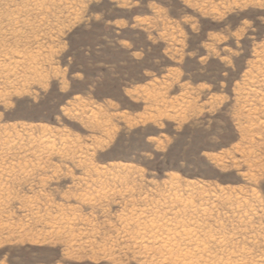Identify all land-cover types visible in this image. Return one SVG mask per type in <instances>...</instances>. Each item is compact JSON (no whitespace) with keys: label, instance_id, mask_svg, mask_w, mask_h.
<instances>
[{"label":"rangeland","instance_id":"1","mask_svg":"<svg viewBox=\"0 0 264 264\" xmlns=\"http://www.w3.org/2000/svg\"><path fill=\"white\" fill-rule=\"evenodd\" d=\"M0 264H264V0H0Z\"/></svg>","mask_w":264,"mask_h":264},{"label":"bare ground","instance_id":"2","mask_svg":"<svg viewBox=\"0 0 264 264\" xmlns=\"http://www.w3.org/2000/svg\"><path fill=\"white\" fill-rule=\"evenodd\" d=\"M16 73H17V72H16ZM16 73H15V74H16ZM13 74H14V73H13ZM15 74H14V75H15ZM17 74H18V73H17ZM6 75H7V74H6ZM6 75H5V76H6ZM6 77H7V76H6ZM6 77H5V78H6ZM15 77H16V76H15ZM12 79H13V78H12ZM15 79H17V78H15ZM15 79H13V81H14ZM18 79H19V78H18ZM20 79H21V78H20ZM9 80H10V79H9ZM17 81H18V80H17ZM17 81H16V82H17ZM5 83H6V82H5ZM12 83H13V82H12ZM7 84H8V83H7Z\"/></svg>","mask_w":264,"mask_h":264},{"label":"trees","instance_id":"3","mask_svg":"<svg viewBox=\"0 0 264 264\" xmlns=\"http://www.w3.org/2000/svg\"><path fill=\"white\" fill-rule=\"evenodd\" d=\"M84 74V76L86 77V74L85 73H83ZM108 97V96H107Z\"/></svg>","mask_w":264,"mask_h":264},{"label":"snow or ice","instance_id":"4","mask_svg":"<svg viewBox=\"0 0 264 264\" xmlns=\"http://www.w3.org/2000/svg\"><path fill=\"white\" fill-rule=\"evenodd\" d=\"M78 87V86H77ZM61 103H63V101H61Z\"/></svg>","mask_w":264,"mask_h":264}]
</instances>
